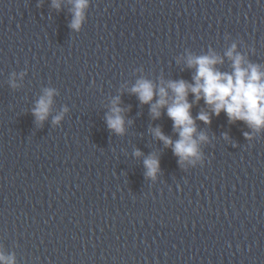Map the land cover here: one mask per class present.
Listing matches in <instances>:
<instances>
[{
	"label": "water",
	"instance_id": "1",
	"mask_svg": "<svg viewBox=\"0 0 264 264\" xmlns=\"http://www.w3.org/2000/svg\"><path fill=\"white\" fill-rule=\"evenodd\" d=\"M55 2L0 0V250L15 264H264V129L197 119L207 139L181 164L153 132L179 139L166 108L154 119L131 92L194 83L189 54L231 73L233 43L264 71V0H89L79 30L74 0ZM117 96L122 134L107 126Z\"/></svg>",
	"mask_w": 264,
	"mask_h": 264
},
{
	"label": "clouds",
	"instance_id": "2",
	"mask_svg": "<svg viewBox=\"0 0 264 264\" xmlns=\"http://www.w3.org/2000/svg\"><path fill=\"white\" fill-rule=\"evenodd\" d=\"M56 7H60L58 0ZM89 6V0H74V16L71 27L79 30L84 19V10ZM238 45L233 43L225 55L232 60L233 71L222 72L216 65L223 63V57L209 52L205 55L189 54L186 64L195 68L193 82L184 79L161 80L157 85L148 79H139L131 88V92L138 95L143 104H150L153 118H159L161 110L166 108L167 115L174 124L173 127L179 133V139L173 140L165 135L158 126L153 129L155 136L171 146L175 155L183 164L185 160L195 163L200 158V142L207 139L204 133H198L196 120L211 123L213 115L219 116L223 111L230 122L242 120L256 131L264 129V71L258 64H252L238 50ZM15 75V73L13 74ZM21 76L24 73L20 74ZM13 86L15 82L13 81ZM171 90V91H169ZM194 94L195 99L189 100V94ZM55 89L47 88L44 94L36 101L32 109L38 121L48 118L51 106L54 102ZM154 97H158L153 102ZM203 99L209 110H201L198 116L193 117L192 108ZM111 114L107 117V126L116 133L125 131V118L122 115L124 109L120 105V97L112 101ZM67 111V109H65ZM63 113L53 117V123H58ZM246 137L250 133H244ZM225 136L227 134L225 133ZM141 153L137 150V155ZM147 175L154 176L160 169L158 157L151 156L144 160ZM0 264H15V256L5 254L0 250Z\"/></svg>",
	"mask_w": 264,
	"mask_h": 264
}]
</instances>
